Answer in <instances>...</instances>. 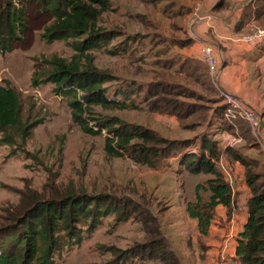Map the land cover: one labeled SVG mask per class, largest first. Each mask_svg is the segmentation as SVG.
<instances>
[{"label": "trees", "instance_id": "obj_1", "mask_svg": "<svg viewBox=\"0 0 264 264\" xmlns=\"http://www.w3.org/2000/svg\"><path fill=\"white\" fill-rule=\"evenodd\" d=\"M109 4L110 0H0V54L12 51L15 44L22 41L28 29L30 6L36 5L50 14L53 21L45 28L42 37L48 42L73 40L78 56L71 62L53 60V69L45 81L53 83L58 94L70 98L73 116L87 134L107 133L105 150L108 155L113 158L127 156L138 165L154 170L160 169L164 161L178 159L180 167L188 173L212 176L205 185L196 187V201L188 206L189 216L198 222L200 237L208 235L217 206H225L230 214L237 208L232 186L218 164L223 155L239 163L244 168L251 197L247 204L248 221L238 239L236 262L264 264V161L243 152L248 147H258L246 120L239 118L233 123L226 118V105L213 108L212 118L218 122L217 130L235 133L233 126L238 125L246 146L223 150L216 137L206 134L202 136L199 150H195L191 149L193 144L189 140H169L150 128L127 124L119 118H99L94 114V107L137 110L140 107L138 101H141L150 112L172 115L179 122L205 117V113L195 110L192 104L182 105L185 102L181 97L191 96L189 87L177 90L175 85L178 84L164 79L143 89L132 85L130 90L115 89L110 95L105 84L112 81L113 76L97 70L87 53L117 44L115 55H134L139 41L128 38L118 42V30L100 26L101 17L110 11ZM253 19L264 24V0H254L244 10L237 31H242ZM166 41L164 38L154 45L168 44ZM257 48L264 53V45ZM162 51V56L167 57L162 60V70L171 71L177 67L175 71L183 74L187 65L198 67L191 60L181 63L168 58L167 49ZM206 68L209 72L208 66ZM203 77L209 78L205 74ZM201 80L200 76L198 83ZM210 88L214 91L211 84ZM21 111V99L16 89L9 82L0 85V132L7 144L17 138L26 141L29 137V127L22 122ZM212 121L210 117V125H213ZM198 124L193 122L187 127ZM67 192L51 198L35 197L4 218L0 224V264H55L54 257L61 246L81 245L84 234H92L102 224V219L111 215H115L117 223L136 221L145 234V242L130 250L115 252V258L109 264H128L135 259L158 264H183L150 208L114 196ZM202 192L210 193L209 197L204 198ZM85 227L87 229L83 230Z\"/></svg>", "mask_w": 264, "mask_h": 264}, {"label": "rangeland", "instance_id": "obj_2", "mask_svg": "<svg viewBox=\"0 0 264 264\" xmlns=\"http://www.w3.org/2000/svg\"><path fill=\"white\" fill-rule=\"evenodd\" d=\"M165 4H168L165 10L173 14L176 9L170 8V1L110 0V11L103 14L100 26L118 30V42L128 38L138 40L137 53L115 55L116 44L87 55L97 70L113 76L105 84L110 95L115 89L130 90L131 85L143 89L164 79L178 84H174L177 90L189 87L191 96L181 97L185 102L182 105L192 104L205 117L179 122L172 115L150 112L141 101L137 110L101 107L93 110L99 118H119L127 124L150 128L169 140H189L193 144L191 149L199 150L202 136L218 134H212L218 122L213 118L210 125L209 120L214 116L215 105L220 107L225 103L222 98L213 99L216 93L210 91V84L214 87L210 78L203 77L198 84L180 78L173 82L171 74L162 70L163 63L153 48L154 43L167 36H177V32L168 30L169 19L163 16ZM28 15V29L22 41L12 51L0 54V85L9 82L19 93L21 119L30 132L26 141L17 138L12 144L4 142L0 132V224L35 197L51 198L67 191L114 196L150 208L183 264H193L191 248L198 237L188 206L196 201V187L205 185L212 176L188 173L180 167L178 159L164 161L160 169L154 170L138 165L127 156L110 157L105 150L107 133L87 134L73 116L70 98L58 94L56 86L45 81L53 69V60L71 62L78 56L73 40L48 42L42 35L53 21L52 16L36 5L30 6ZM226 118L233 123L239 119L228 111ZM193 122L200 124L188 128ZM247 154L263 158L257 151ZM202 195L209 196L207 192ZM144 242L145 234L136 221L117 223L115 215H111L103 218L92 234L85 233L81 245L61 246L55 254V264H109L115 252L130 250ZM128 264L158 263L135 259Z\"/></svg>", "mask_w": 264, "mask_h": 264}, {"label": "crops", "instance_id": "obj_3", "mask_svg": "<svg viewBox=\"0 0 264 264\" xmlns=\"http://www.w3.org/2000/svg\"><path fill=\"white\" fill-rule=\"evenodd\" d=\"M165 1H170V8L176 9L173 10V14H169L168 9L165 10L169 3L165 4L163 16L169 19L168 30L171 29L172 33L177 32V36L165 37L168 44L153 46L160 56L159 61L167 58L162 56V50L167 49L168 58L181 63L191 60L198 64V67L191 68L187 65L183 74L175 71L177 67L168 71L171 80L174 82L178 78L189 79L198 84L199 77L202 79L205 74L209 76L214 86L216 95L213 99H221L222 92L238 96L258 111L261 124L264 126V53L261 49L249 47L240 41V36L249 31L248 25L254 19L249 21L242 31H237L244 10L254 0H225L224 3L222 0H204L202 14L205 20L198 24H192L193 10L201 0ZM205 45H211L219 56L220 76L217 84L209 75L207 66L201 58ZM216 108L218 105H215L214 109ZM211 119L213 120L212 117ZM233 128L232 131L235 133L219 132L216 125V130L212 132L218 133L215 137L223 150L246 146L238 125H234ZM254 138L258 147H248L243 152L248 155L247 152L257 151L263 157L259 160L264 161V143L255 136ZM218 166L232 186L237 208L230 214L225 206H217L209 233L205 237H200L198 222L191 218L197 227L198 237L191 248L193 264H237L238 239L248 221L247 204L251 191L245 182L244 168L227 155H223Z\"/></svg>", "mask_w": 264, "mask_h": 264}, {"label": "built area", "instance_id": "obj_4", "mask_svg": "<svg viewBox=\"0 0 264 264\" xmlns=\"http://www.w3.org/2000/svg\"><path fill=\"white\" fill-rule=\"evenodd\" d=\"M203 6L204 0L196 4L193 10V24L205 20V16L202 14ZM248 29V32L240 36L241 43L253 48L264 45V24H259L256 20H253L248 25ZM201 58L208 66L211 78L217 84L220 76V60L215 49L211 45L203 46ZM222 99L228 107V113L232 117L236 116L246 120L250 124L254 136L264 143V126L261 124L258 111L236 95L222 92Z\"/></svg>", "mask_w": 264, "mask_h": 264}]
</instances>
